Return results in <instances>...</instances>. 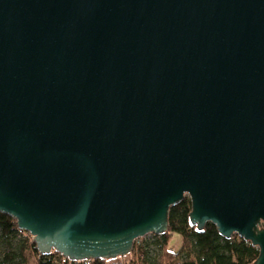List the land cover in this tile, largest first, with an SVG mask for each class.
<instances>
[{"label":"water","instance_id":"1","mask_svg":"<svg viewBox=\"0 0 264 264\" xmlns=\"http://www.w3.org/2000/svg\"><path fill=\"white\" fill-rule=\"evenodd\" d=\"M186 197L264 264V0H0V213L110 260Z\"/></svg>","mask_w":264,"mask_h":264},{"label":"trees","instance_id":"2","mask_svg":"<svg viewBox=\"0 0 264 264\" xmlns=\"http://www.w3.org/2000/svg\"><path fill=\"white\" fill-rule=\"evenodd\" d=\"M191 202L188 197L173 206L169 213L167 232L156 242L161 253L158 260L152 259L144 246H133L125 257L96 259L92 264H253L259 251L237 235L223 238L212 223L199 231L190 222ZM178 233L182 242L177 252L168 249L172 234ZM21 237L16 246L13 242ZM0 264H62L61 255L52 252L42 255L36 244L19 234L16 220L0 213Z\"/></svg>","mask_w":264,"mask_h":264},{"label":"rangeland","instance_id":"3","mask_svg":"<svg viewBox=\"0 0 264 264\" xmlns=\"http://www.w3.org/2000/svg\"><path fill=\"white\" fill-rule=\"evenodd\" d=\"M21 240H22L21 237H16L14 242H13V244H14L13 247L16 246V244ZM158 241H159V237H156L153 234H149L143 238L137 239L134 242V246L135 245L136 246H144L147 249V251L149 252V256L152 259L158 260V257L161 253L159 247L156 244V242H158ZM181 242H182V237L180 234H178V233L172 234V236L169 240V243H168V249L172 252H177L181 246ZM0 243L2 244L1 239H0ZM31 264H33V263H31Z\"/></svg>","mask_w":264,"mask_h":264},{"label":"built area","instance_id":"4","mask_svg":"<svg viewBox=\"0 0 264 264\" xmlns=\"http://www.w3.org/2000/svg\"><path fill=\"white\" fill-rule=\"evenodd\" d=\"M18 232L20 235H22L24 237H28L30 239V241L33 242V237L30 235L29 232L22 230V229H19V228H18ZM93 261L94 260H70L69 258L61 255L62 264H92Z\"/></svg>","mask_w":264,"mask_h":264}]
</instances>
